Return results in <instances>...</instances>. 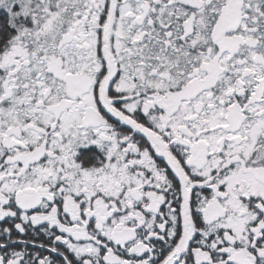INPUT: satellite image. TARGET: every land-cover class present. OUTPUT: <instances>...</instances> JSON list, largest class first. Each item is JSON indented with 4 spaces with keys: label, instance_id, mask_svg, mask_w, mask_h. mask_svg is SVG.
Returning <instances> with one entry per match:
<instances>
[{
    "label": "snow or ice",
    "instance_id": "snow-or-ice-1",
    "mask_svg": "<svg viewBox=\"0 0 264 264\" xmlns=\"http://www.w3.org/2000/svg\"><path fill=\"white\" fill-rule=\"evenodd\" d=\"M0 264H264V0H0Z\"/></svg>",
    "mask_w": 264,
    "mask_h": 264
}]
</instances>
